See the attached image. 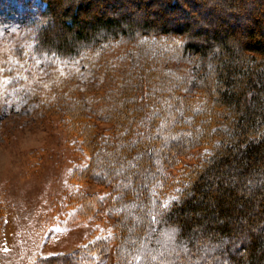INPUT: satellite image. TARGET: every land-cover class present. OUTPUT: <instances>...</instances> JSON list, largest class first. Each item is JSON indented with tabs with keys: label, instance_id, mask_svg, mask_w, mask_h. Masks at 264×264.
I'll return each mask as SVG.
<instances>
[{
	"label": "trees",
	"instance_id": "1",
	"mask_svg": "<svg viewBox=\"0 0 264 264\" xmlns=\"http://www.w3.org/2000/svg\"><path fill=\"white\" fill-rule=\"evenodd\" d=\"M42 2L32 63L98 80L34 118L60 116L87 155L71 178L106 190H72L71 217L113 223L35 264H264V0Z\"/></svg>",
	"mask_w": 264,
	"mask_h": 264
},
{
	"label": "rangeland",
	"instance_id": "2",
	"mask_svg": "<svg viewBox=\"0 0 264 264\" xmlns=\"http://www.w3.org/2000/svg\"><path fill=\"white\" fill-rule=\"evenodd\" d=\"M44 7L42 0H0V101L5 107L0 122V264H35L73 252L102 231L111 232L113 223L111 219L103 223L71 217L68 195L72 190H106L71 178L72 169L84 163L87 155L67 140L61 117L43 114L34 118L41 104L65 88L92 95L91 86L98 80L95 70L79 72L80 60L52 64L42 56L32 63L37 57L31 34L43 20ZM240 34L234 33V43L241 40ZM42 64L56 66L55 72L44 78L40 73L46 70L39 71ZM66 64L70 73L80 77L79 86L59 81L69 76ZM17 92L28 93L31 100L20 104ZM107 264H112L111 258Z\"/></svg>",
	"mask_w": 264,
	"mask_h": 264
}]
</instances>
